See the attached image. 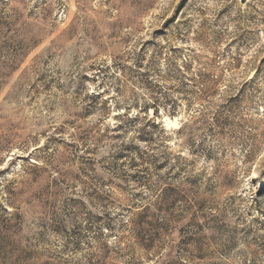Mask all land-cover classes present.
<instances>
[{"label": "rangeland", "instance_id": "obj_1", "mask_svg": "<svg viewBox=\"0 0 264 264\" xmlns=\"http://www.w3.org/2000/svg\"><path fill=\"white\" fill-rule=\"evenodd\" d=\"M0 264H264V0H0Z\"/></svg>", "mask_w": 264, "mask_h": 264}]
</instances>
